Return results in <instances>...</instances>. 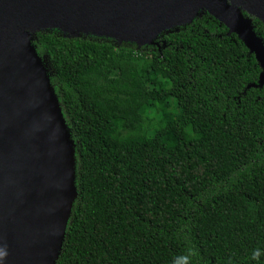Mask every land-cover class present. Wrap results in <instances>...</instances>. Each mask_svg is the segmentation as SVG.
<instances>
[{"label":"trees","instance_id":"16d2710c","mask_svg":"<svg viewBox=\"0 0 264 264\" xmlns=\"http://www.w3.org/2000/svg\"><path fill=\"white\" fill-rule=\"evenodd\" d=\"M33 46L75 144L55 264H264L262 68L236 34L205 14L141 49L56 30Z\"/></svg>","mask_w":264,"mask_h":264},{"label":"water","instance_id":"95a60500","mask_svg":"<svg viewBox=\"0 0 264 264\" xmlns=\"http://www.w3.org/2000/svg\"><path fill=\"white\" fill-rule=\"evenodd\" d=\"M240 1L251 12L228 0H198L187 9L180 0H0V16L61 25L33 24L34 34L56 30L70 39H109L141 49L209 14L255 54L264 86V43L250 19L264 24L255 14L264 18V11ZM33 42L21 46L0 23V251L7 252L0 264H55L78 197L75 144Z\"/></svg>","mask_w":264,"mask_h":264},{"label":"bare ground","instance_id":"6f19581e","mask_svg":"<svg viewBox=\"0 0 264 264\" xmlns=\"http://www.w3.org/2000/svg\"><path fill=\"white\" fill-rule=\"evenodd\" d=\"M198 0H180V5L187 9L190 2H194ZM245 2H249L256 7H258L261 11H264V4L259 2L258 0H243ZM233 8L241 7L244 11L251 12V10L243 4L240 0H228ZM261 20L264 21V18L259 14L255 13ZM0 23L3 27L12 35V37L19 43L21 46H25L26 40H31V33L34 29L31 27L33 24L40 26H58L59 24H55L54 22H49L45 20H41L33 17H12V16H0ZM15 23H20L23 25L21 28H14ZM30 26V28H25L24 26ZM61 26V25H59ZM29 30V31H28Z\"/></svg>","mask_w":264,"mask_h":264},{"label":"rangeland","instance_id":"374dc122","mask_svg":"<svg viewBox=\"0 0 264 264\" xmlns=\"http://www.w3.org/2000/svg\"><path fill=\"white\" fill-rule=\"evenodd\" d=\"M204 11L203 12H201V13H199L200 15H204ZM178 29V27L177 28H175V29H172V30H169V31H166V32H163V33H161L159 36H161L162 34H164V33H168V32H173V31H176ZM29 31V30H28ZM50 31V30H49ZM36 31L34 30L32 33H31V36H32V38H33V41H35L36 39H37V35L39 34V32L38 33H36V34H34ZM44 32H48V31H44ZM40 33H41V31H40ZM62 35H64V34H62ZM67 36V35H66ZM67 37H69V36H67ZM86 38V37H85ZM114 41V40H113ZM116 42V41H115ZM41 67H42V70L45 72V73H47L48 74V76H50L52 73H53V71H52V65L50 64V62L48 61V59L47 58H45V59H43L42 60V62H41ZM149 124V123H148ZM139 145L141 146V147H144V148H148L149 146H150V143L149 142H142V143H139Z\"/></svg>","mask_w":264,"mask_h":264},{"label":"clouds","instance_id":"9594fccd","mask_svg":"<svg viewBox=\"0 0 264 264\" xmlns=\"http://www.w3.org/2000/svg\"><path fill=\"white\" fill-rule=\"evenodd\" d=\"M195 255L194 252L189 251L188 254L180 257L179 259L183 261V264H192V257ZM255 253H254V258H255ZM7 256V252L6 251H0V261H3ZM175 264V262H174Z\"/></svg>","mask_w":264,"mask_h":264}]
</instances>
